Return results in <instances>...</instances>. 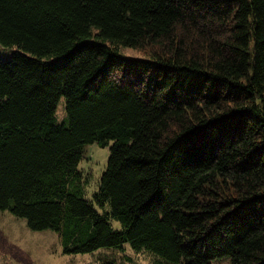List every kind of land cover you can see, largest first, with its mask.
Instances as JSON below:
<instances>
[{
    "label": "trees",
    "instance_id": "16d2710c",
    "mask_svg": "<svg viewBox=\"0 0 264 264\" xmlns=\"http://www.w3.org/2000/svg\"><path fill=\"white\" fill-rule=\"evenodd\" d=\"M0 44L17 48L0 55V210L67 254L264 264V0H0Z\"/></svg>",
    "mask_w": 264,
    "mask_h": 264
},
{
    "label": "rangeland",
    "instance_id": "374dc122",
    "mask_svg": "<svg viewBox=\"0 0 264 264\" xmlns=\"http://www.w3.org/2000/svg\"><path fill=\"white\" fill-rule=\"evenodd\" d=\"M16 49L0 44V55L4 59H10ZM121 53L127 57L146 56L142 50L133 47H122ZM58 116L60 119L65 116L63 99L58 107ZM109 156L110 146L103 147L95 142L85 148L80 168L86 176H90L87 186L89 199H94ZM99 210L102 211L101 208ZM112 222L116 227L120 224L117 220ZM127 257L131 259V264H166L165 260L154 253L135 250L130 244H126L124 251L100 249L91 253L67 254L57 232L32 230L25 218L18 217L8 210H0V264H108V261L113 263V260L127 261ZM214 262L231 264V259L229 256H223Z\"/></svg>",
    "mask_w": 264,
    "mask_h": 264
}]
</instances>
